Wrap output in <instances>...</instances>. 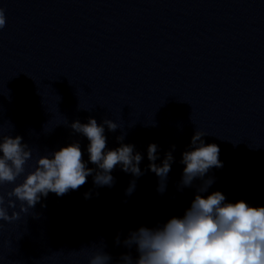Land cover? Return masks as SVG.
<instances>
[{
  "label": "clouds",
  "instance_id": "clouds-1",
  "mask_svg": "<svg viewBox=\"0 0 264 264\" xmlns=\"http://www.w3.org/2000/svg\"><path fill=\"white\" fill-rule=\"evenodd\" d=\"M6 23L5 10L0 7V30L6 27ZM104 125L111 132L118 128L113 120L104 119L103 124H98L91 117L87 123L76 120L70 125L74 132L89 141V162L98 170L87 167L78 142L52 154L38 155L34 166L27 170L26 166L33 160V149L23 142L21 136L6 135L0 123V221L11 223L20 219L21 213L27 214L49 193L62 197L69 190H78L94 171V184L109 187L114 183L111 173L117 165L134 177L143 175L139 167L143 157L134 153V145L121 143L120 147L105 151ZM205 135L197 130L191 138L193 150L182 153L181 163L185 167L179 187H192L197 178L203 181L190 207L182 218H170L153 228L142 226L131 231L123 241L118 235L115 243H122L129 250L134 247L137 257L134 258L129 251L122 254L116 264H264V207H250L243 200L228 203L220 191L207 197L200 194L207 192L214 183V178L204 179L209 170L223 167L219 146L205 144L202 139ZM117 140L122 142L124 134ZM157 151L156 144L148 145V168L160 178L158 191L163 192L174 157L169 151L162 164L157 165ZM4 185L13 187L5 193ZM134 188L135 180L126 193L130 195ZM88 196L86 193L85 198ZM17 203L19 211L14 210ZM9 209L13 211L10 213ZM105 248L106 244L101 240L99 244L82 247L73 254L84 257L87 264H112L113 258Z\"/></svg>",
  "mask_w": 264,
  "mask_h": 264
}]
</instances>
